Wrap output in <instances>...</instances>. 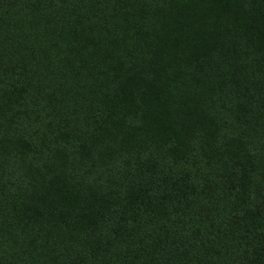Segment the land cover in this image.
<instances>
[{
    "label": "trees",
    "instance_id": "trees-1",
    "mask_svg": "<svg viewBox=\"0 0 264 264\" xmlns=\"http://www.w3.org/2000/svg\"><path fill=\"white\" fill-rule=\"evenodd\" d=\"M0 264H264V0H0Z\"/></svg>",
    "mask_w": 264,
    "mask_h": 264
}]
</instances>
